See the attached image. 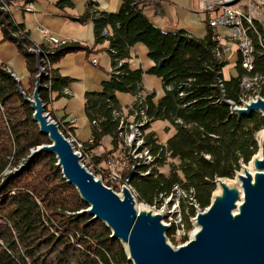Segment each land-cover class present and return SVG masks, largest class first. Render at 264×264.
<instances>
[{
    "label": "trees",
    "instance_id": "16d2710c",
    "mask_svg": "<svg viewBox=\"0 0 264 264\" xmlns=\"http://www.w3.org/2000/svg\"><path fill=\"white\" fill-rule=\"evenodd\" d=\"M56 5L61 9L72 6V2L57 0ZM77 20L93 22L92 47L75 40L56 47L48 60L53 65L65 54L79 51L90 54L91 48L104 41L108 43L110 79L102 82L101 91L83 94L84 112L93 137L91 147L99 145L107 135L113 146L110 151L94 156L93 164L119 148L118 121L113 118V111L123 108L116 93L134 96L143 91V71L132 69L127 62L129 48L142 43L154 63L147 73L160 78L164 89L158 99L154 92H145V113L151 122L166 121L174 131L161 150L154 131L147 132L146 143L153 154L159 151V157L148 175L139 177L134 172L137 176L130 178L129 185L139 199L151 205L157 198L168 196L176 184L189 192L188 196L184 192L187 197L181 200L190 198L200 208L206 207L215 189V179L233 178L241 164H247L256 154L255 135L264 127V117L259 113L231 114L225 102H237L243 94L239 84L243 70L239 62L236 75L224 79L222 68L226 61L214 55L219 53V45L213 28L208 26L202 38L183 29L163 31L134 0H121L116 12L97 13L87 0V8ZM23 28L11 19L8 30L13 31V37L4 29L2 40L13 43L25 61L28 87L25 89L19 83L29 95L35 85L36 54L29 52L35 44ZM250 38L256 44L258 70L264 66V58L259 54L256 37ZM39 47L41 51H49L46 44ZM49 74L40 83H50V87L41 86L38 96L45 104L53 92L61 93L72 81L53 67ZM253 88H259V83ZM262 89L261 96L264 88L259 89V92ZM32 112L18 90V81L6 65L0 64V264H122L126 261L122 243L110 237L111 230L102 221L86 213L88 205L62 177L54 154L40 152L28 156L32 149L49 143L33 121ZM51 117L55 119L52 114ZM58 123L61 132L67 134L66 125ZM22 158L25 159L21 169L5 173ZM168 159L177 162L164 175L159 167ZM182 207L189 215L195 214L193 204Z\"/></svg>",
    "mask_w": 264,
    "mask_h": 264
},
{
    "label": "water",
    "instance_id": "95a60500",
    "mask_svg": "<svg viewBox=\"0 0 264 264\" xmlns=\"http://www.w3.org/2000/svg\"><path fill=\"white\" fill-rule=\"evenodd\" d=\"M15 79L18 90L33 110V121L40 133L49 139L48 144L32 150V155L54 154L62 177L76 188L88 205L86 213L92 219L102 221L111 230V238L127 243L128 256L135 264H264V172L256 173L254 178L248 171L239 176L243 202L238 213L233 212L240 198L238 192L224 187L222 197L197 212L196 223L200 228L193 238L180 247H171L164 233L169 226L161 224V214L137 212L127 187L122 188L119 196L81 163L79 155L38 97L42 74L35 77L31 95L25 93L17 77ZM234 111L238 115L261 112L264 116V99L257 98ZM254 165L264 170V145L262 156L254 160ZM132 177L133 172H130L125 182L129 183Z\"/></svg>",
    "mask_w": 264,
    "mask_h": 264
},
{
    "label": "crops",
    "instance_id": "0c3cea01",
    "mask_svg": "<svg viewBox=\"0 0 264 264\" xmlns=\"http://www.w3.org/2000/svg\"><path fill=\"white\" fill-rule=\"evenodd\" d=\"M14 6L10 9V17L16 24H21L27 32L31 42L35 45L42 43L43 39L38 37L39 28L47 29L51 34L68 39L69 41H77L81 44L92 47L94 43L93 22L91 20L79 21L77 18L81 16L87 8V0H71L72 6L59 8L56 5L57 0H12ZM143 7V12L147 18L158 28L163 31H174L183 29L189 34L202 38L206 34V19L211 17L213 13L206 12L202 8V0H134ZM33 3V11H24L21 8L22 3ZM121 0H97L96 9L101 12H116L119 10ZM213 31L220 35L221 43L226 41L228 29L224 27L213 28ZM42 37V36H41ZM3 40L0 39V46ZM11 53L7 56L0 52V64L6 65L11 73L22 82L27 80L29 72L26 70V64L19 54L16 46L11 43ZM44 44V43H43ZM107 41L91 48V52L86 53L79 51L75 53L65 54L62 58L52 65L62 76L72 79L70 83L63 87L67 92H53L50 95L47 108L51 112L54 120L65 126L68 120L75 119L74 124L69 129L74 136L82 141L88 140L91 135V124L84 112V93L87 91H101L102 82L109 80L112 73L111 59L107 53ZM230 56H237L235 46H231ZM1 51V50H0ZM147 47L142 43H136L129 48V58L127 60L132 69L140 68L143 71L141 78V86L145 92H154L155 99L160 98L163 93V84L160 78L147 73V70L153 66V61L147 55ZM96 59V63H92L91 59ZM28 87V86H27ZM129 94L131 100L122 104L120 96ZM116 98L122 108L128 106L134 100V96L130 93L117 92ZM50 114V115H51ZM167 124L166 121L162 123ZM174 129L169 130V134H165V142L173 133ZM156 132V131H155ZM156 134V133H155ZM76 138V137H75ZM103 140V138H102ZM93 148V152L98 155L102 151H97L102 143ZM97 151V152H96Z\"/></svg>",
    "mask_w": 264,
    "mask_h": 264
},
{
    "label": "built area",
    "instance_id": "2783aa9c",
    "mask_svg": "<svg viewBox=\"0 0 264 264\" xmlns=\"http://www.w3.org/2000/svg\"><path fill=\"white\" fill-rule=\"evenodd\" d=\"M89 1L92 2V10L96 11L97 13V0ZM13 4L14 2L12 0H0V39L3 38L4 29L8 30V23L11 20V17L9 16L10 9L14 6ZM201 4L204 11L213 13V15L207 18L205 21L207 22V25L209 27H224L228 29V35L226 37L227 39L223 43H221L222 37L215 34V37L218 40L217 44L219 45V53L214 55L219 60L227 61L230 56L229 47L235 46V53L237 55L239 65L243 70V73L240 75V88H250L247 87V80H249L250 77H257L259 89L264 88V66H261V69L256 70L258 61L253 60L252 56V49H256V44H250V37H257V25L264 24V0H202ZM21 8L24 11L34 10L33 3L31 2L22 3ZM243 22H250V30H243ZM39 30L43 39L42 43H53V50L56 47L67 45L72 42L68 39H61L60 37L51 34L47 29L39 28ZM8 33L13 37V31L8 30ZM43 54L47 56L48 60L49 54ZM91 62L96 63V59H91ZM49 64L50 68H52V64L50 62ZM6 68L9 72H11L8 67ZM113 72L117 73L116 71ZM36 76L37 73L35 77ZM62 92L66 93L67 89L64 88ZM144 96V90L138 92L136 95H134L133 102L128 106H125L122 111H113V118L118 121L117 135L119 139L120 149H118L117 153L107 155L103 160L100 161V163L93 164L94 162L92 161V158L96 156V154L93 152V148L91 147V144L93 143V137L91 136L88 140L82 141L76 136V143H79V145H83L82 155L84 156V165L89 170L92 169V167H99L100 175L95 176L101 179L102 183L113 191L118 190L122 192V188L127 187L125 177L127 176L128 172L136 171V166H133V168L131 169L123 168L124 152H132L133 156L134 148V140L133 147H125V139H133L135 127H140V125H147L148 128L151 123L150 118L145 113L146 106L144 102ZM257 98L264 99L263 97L258 96V91H256L255 98H239L237 102L233 100H225V102H227V104L229 105L230 113L236 114L234 109L243 108V106L249 104L251 101H255ZM123 110H125L126 113H124ZM74 122L75 119L71 118L66 122V125L68 126V128H70L74 124ZM92 123L96 124V121L93 120ZM146 134L147 132H143V155L144 148H150L146 143ZM156 143L160 146V150L166 147L165 141L162 142L160 140H157ZM159 154V151H154V157H149V163H144V168H150L151 172L152 168L155 166V160L159 157ZM143 176L146 175H143V173H139V177ZM128 189L131 194H136L133 188ZM184 192L188 191L175 184L172 188V192L168 196L163 198V203H153L151 205H147L149 209L150 207H157V210H159V213L163 216V220L165 218V223L170 226V237L176 238L179 241L175 248L186 244L191 238H193V233L187 235L186 225L182 220V212L178 200L179 197L184 198ZM173 196H175L174 199ZM203 210L204 209L196 210L194 212V216L190 217L192 223L196 222L197 212H202ZM184 211L187 213V209ZM166 241L170 243V239Z\"/></svg>",
    "mask_w": 264,
    "mask_h": 264
},
{
    "label": "bare ground",
    "instance_id": "6f19581e",
    "mask_svg": "<svg viewBox=\"0 0 264 264\" xmlns=\"http://www.w3.org/2000/svg\"><path fill=\"white\" fill-rule=\"evenodd\" d=\"M243 30H250V22H243ZM256 42L258 45L257 47H258L259 54L264 58V53H263L264 52V24H258L257 25ZM44 44L49 46V51L48 50L41 51V49L39 47L40 44L34 45V47L29 46L30 48L28 49L32 53L36 54L37 75L42 74V78L49 76V68H50V64L47 60V56L44 55L43 53L49 54V52L53 51V43L48 42V43H44ZM250 44L253 45L251 38H250ZM252 56H253V60H255V49H252ZM256 82H257V77H250L249 80H247V87H250V88L245 89L244 87H241L242 93H243L242 96H247V94H249V93L254 94V93H256V91H258V93H259V88H253L254 84ZM42 86L44 88L49 89L50 83L43 84ZM244 107L245 106H243V108ZM57 124H58V122H57ZM58 126H59V124H58ZM145 127H146V125H140V127H135L133 139H125V147H133V140H134V148H133V156H132V152H126V154L124 156V160H123V168L124 169H125V167H128V166L130 169L133 168V166H136L135 173H138V174L143 173V175L149 174L150 168H145V170H140V168L144 167V163H149V160H148L149 157H154V154L150 151L149 148H144V155H143V132L145 131ZM63 135H64V133H63ZM67 135L70 137V140L73 144L67 138L68 136L67 137L65 135L64 136L67 138V140L73 146V148H74L73 150L79 155L81 160H84V156L82 155L83 145H81V144L79 145V143H76V138H75L76 136H74L70 130L67 131ZM256 141L259 143L260 149H259L258 153L253 156V159L251 161H249L248 164H246V165L242 164V167L238 171L235 172V175L233 178H220V177H218L216 179V189L213 190L212 201L215 200L216 198L222 197L223 192H224V187H226L228 189L232 188L233 190L238 192V195L240 197L236 202L237 207L233 210V212L235 214L238 213L239 208L243 202V192L241 189V181L239 179V176L244 174V171H248L251 174L252 178H254L256 173L264 172L263 169H257L254 165V160L257 158L260 159L262 156V146L264 145V128L257 132ZM81 150H82V152H81ZM81 163H82V161H81ZM131 172H133V174H134V171H131ZM96 175H98V174H96ZM127 188H129L128 185H127ZM132 196L134 198L133 194H132ZM134 207H135L137 212H138V209H139V211H142V212L149 211L148 207H145L142 204L137 208V203L135 200H134ZM150 212L152 214H155V213L160 214L159 211H154L151 208H150ZM161 224H163L164 226L165 225L168 226L166 223H164L163 219H161ZM169 228H170V226H169ZM199 228H200V225H198L195 222V232ZM166 240H168L167 237H166ZM167 243H168V241H167ZM123 245L126 249L125 250L126 261L123 262L122 264H135L128 256L129 252H128L127 243L123 242Z\"/></svg>",
    "mask_w": 264,
    "mask_h": 264
},
{
    "label": "rangeland",
    "instance_id": "374dc122",
    "mask_svg": "<svg viewBox=\"0 0 264 264\" xmlns=\"http://www.w3.org/2000/svg\"><path fill=\"white\" fill-rule=\"evenodd\" d=\"M89 1V0H88ZM89 2H91V1H89ZM92 3V2H91ZM38 31H39V29H38ZM37 34H38V37L40 36V39L42 38L41 37V32H37ZM9 41H7V40H3L2 42H1V46H0V52L2 53V54H5V55H9L10 53H11V50H10V48H8L9 46H10V43H8ZM237 61H238V58H237V56H232L230 59H228L227 61H226V64L224 65V67L222 68V76H223V78L224 79H228L230 76H235L236 75V73H237V70H236V64H237ZM22 84H23V86L25 87V89L27 88V85H25V81H22L21 82ZM42 84V83H41ZM43 85V84H42ZM33 91V90H32ZM263 91V89L258 93V96H261V92ZM32 94V92L31 93H29V95H31ZM256 97V93H249V94H247V96H242L240 99H252V98H255ZM261 97H263L264 98V95L263 96H261ZM131 100V97H130V95L129 94H122L121 96H120V101H121V103L122 104H125L126 102H128V101H130ZM45 107H46V109H45V111H47V112H49V110H48V108H47V104H45ZM125 107V106H124ZM123 112L124 113H126L125 112V110H123ZM50 113V112H49ZM256 113H259V115H261L262 113L261 112H256ZM263 116V115H262ZM264 117V116H263ZM162 123H164V121H154V122H151L150 123V125L148 126V128H146L147 127V125H146V127H145V131L144 132H149V131H154V133H156V137H157V140H160V141H164L165 140V138H166V135L165 134H169V130L172 128L171 126H170V124L167 122V124H165V125H163ZM59 124V123H58ZM264 128V127H263ZM262 128V129H263ZM261 130V129H260ZM68 131H69V129H68ZM156 131V132H155ZM256 134H257V132H256ZM64 135L67 137L68 135L66 134V133H64ZM69 140H70V137L68 136L67 137ZM255 139H256V135H255ZM70 142H71V140H70ZM257 142V141H256ZM72 143V142H71ZM73 144V143H72ZM257 146H258V149H257V152H256V154L258 153V151H259V149H260V146H259V143L257 142ZM113 148V146H112V142H111V138H110V136L109 135H107V136H104L103 137V140H102V143H101V145H100V147L99 148H97L98 150L97 151H102V152H104V151H110L111 149ZM36 149V148H35ZM35 149H32V150H35ZM118 149H120V148H118ZM118 149L117 150H115V151H113V152H111V153H109L108 155H110V154H113V153H117L118 152ZM32 150H31V152H30V155H28V156H31L32 155ZM96 151V152H97ZM81 152H82V150H81ZM102 152L100 153V154H102ZM100 154H98V155H100ZM125 154H126V152H124V156H125ZM24 159L25 158H22L20 161H19V163L18 164H16V165H11V166H9L8 168H7V170L5 171V173L6 174H8V173H14V172H16V171H18L19 169H21V167H22V165H23V163H24ZM82 161V163L84 162V160H81ZM177 162V160H171V159H168L162 166H160L159 167V171L160 172H162L164 175H167L168 173H169V171H170V169H171V166H172V164L173 163H176ZM242 165V164H241ZM40 167H42V166H40ZM130 169L129 168V166L128 167H125V169ZM241 168V167H240ZM92 169H93V174H94V176L96 175V172L95 171H97V174L98 175H100L99 173V171H100V168L99 167H92ZM95 169V170H94ZM98 169V170H97ZM135 172V171H134ZM129 173V172H128ZM150 173V172H149ZM136 174H133V176H135ZM146 175H148V174H146ZM97 177V176H96ZM127 185H128V187L129 188H132L130 185H129V183H127ZM215 189H216V179H215ZM115 193H117L119 196L121 195V192L120 191H115ZM212 193H213V191H212ZM212 193H211V196H210V200H209V204L211 203V201H212ZM134 195V200L136 201V203H137V208L142 204V205H144L145 207H147V205H150V204H148V203H146V202H144V201H142L141 199H139L138 198V196L136 195V194H133ZM189 195V192H188V194H187V196ZM186 195H184V197H187ZM175 198V196H173V199ZM183 197H179V204H180V207H181V212H182V220L185 222V225H186V229H187V235H190L191 233H195V223H192L191 222V220H190V217H191V215H189V213H188V211H187V213L183 210V207H182V205H184V206H189L190 204H193V207H194V210L196 211V210H202V208H200L195 202H193V200H191L190 198H186V199H183V200H181ZM172 199V200H173ZM163 201H164V199H163V197H159V198H157V200H155V202L154 203H157V204H160V203H163ZM209 204L207 205V206H209ZM206 206V207H207ZM206 207H204L203 209H205ZM151 209H153L154 211H159V210H157V207H150ZM148 210L150 211V209L148 208ZM138 211H139V209H138ZM188 214V215H187ZM185 215H187V218L185 219ZM192 216H194V215H192ZM166 221H165V218H164V223H165ZM168 230H170V228L168 229ZM168 230L167 231H165L164 233H165V236L167 237V239L169 240L170 239V243H169V245L171 246V247H174L175 248V246L177 245V243L179 242L178 241V239H176V238H173V237H170L169 235H168ZM123 245V244H122ZM123 247H124V245H123ZM124 250H125V248H124Z\"/></svg>",
    "mask_w": 264,
    "mask_h": 264
}]
</instances>
